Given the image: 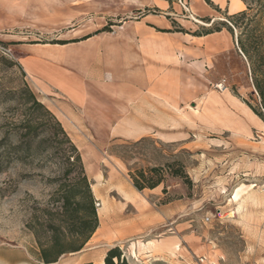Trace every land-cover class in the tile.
<instances>
[{
	"label": "rangeland",
	"instance_id": "obj_1",
	"mask_svg": "<svg viewBox=\"0 0 264 264\" xmlns=\"http://www.w3.org/2000/svg\"><path fill=\"white\" fill-rule=\"evenodd\" d=\"M209 1L0 0V264H42L26 223L49 206L61 175L40 129L32 130L29 151L12 148L17 124L28 115L25 84L48 108L18 63L20 44L96 53L123 76L139 58L142 38L155 40L156 52L170 48L175 61L167 76L170 96L154 94L163 107L155 121L166 124L141 127L151 133L138 139L99 126L75 143L101 225L94 244L61 262L101 264L110 248L102 241L106 232L133 222L136 234L115 245L129 264H264V121L236 31H214L233 14L230 0ZM155 68L157 85L168 71ZM172 160L182 163L189 182L166 176L155 190L134 188L130 171ZM107 200L119 211L112 221L100 213Z\"/></svg>",
	"mask_w": 264,
	"mask_h": 264
},
{
	"label": "crops",
	"instance_id": "obj_2",
	"mask_svg": "<svg viewBox=\"0 0 264 264\" xmlns=\"http://www.w3.org/2000/svg\"><path fill=\"white\" fill-rule=\"evenodd\" d=\"M216 4L221 6L219 2ZM229 6L232 13L245 9L242 0H230ZM1 18L0 16V29L1 25L4 26ZM219 34L227 36L225 31H220ZM137 42L141 46L135 51L139 58L134 60L130 72L123 76L119 72L108 70L103 61L98 60L96 53L78 54L58 44L22 42L17 60L40 98L59 120L74 144L84 142L88 134L93 135L96 132L94 128L99 126H113L114 137L138 139L151 133L141 127L166 124L155 121V110L163 111V107L156 105L154 94L170 93L167 92L170 91L167 76L171 75L170 67L175 61H172L173 55L168 47L156 52L153 47L155 40L142 38ZM215 46L216 51L223 50L220 45ZM201 53L200 51L199 55ZM155 65L168 71L160 77L157 85ZM107 70L110 71V77L106 76ZM112 205L110 200L102 202V219L112 221L119 215L118 209H113ZM146 219H142L139 228H146ZM99 223L85 246L95 243L101 221ZM135 228L136 224L133 222L116 225L112 232H106L102 241L106 242L107 247L119 245L136 234ZM2 260L6 261L5 258ZM85 262L93 260L84 259L80 264Z\"/></svg>",
	"mask_w": 264,
	"mask_h": 264
},
{
	"label": "trees",
	"instance_id": "obj_3",
	"mask_svg": "<svg viewBox=\"0 0 264 264\" xmlns=\"http://www.w3.org/2000/svg\"><path fill=\"white\" fill-rule=\"evenodd\" d=\"M211 4L209 0H205ZM245 9L227 16L221 26L234 35L239 50L247 60L253 91L258 97L260 110L256 113L264 121V0H242ZM205 23H210L209 18ZM214 24L212 21L211 25ZM105 27L101 29L104 31ZM213 31H206L207 35ZM26 110L28 115L17 124L12 144L16 152L31 149L32 130L40 129L49 142L53 156L59 161L61 175L55 180L57 187L49 200V206L36 209L26 228L34 237L33 255L42 264H66L61 258L83 249L96 231L99 220L95 200L86 176L82 157L76 145L65 132L55 115L28 89ZM34 111H40L45 118ZM134 188L138 191L154 189L165 181L166 176L188 181L184 166L178 160L139 168L129 172ZM166 193V188H163ZM83 264H93L85 262ZM102 264H129L118 246L107 249Z\"/></svg>",
	"mask_w": 264,
	"mask_h": 264
},
{
	"label": "bare ground",
	"instance_id": "obj_4",
	"mask_svg": "<svg viewBox=\"0 0 264 264\" xmlns=\"http://www.w3.org/2000/svg\"><path fill=\"white\" fill-rule=\"evenodd\" d=\"M191 18H192L194 21L199 22V23H202V24L207 25V26L211 25V23H212V22H210V23H205V22H203V21H201V20L195 18L193 15H191Z\"/></svg>",
	"mask_w": 264,
	"mask_h": 264
},
{
	"label": "built area",
	"instance_id": "obj_5",
	"mask_svg": "<svg viewBox=\"0 0 264 264\" xmlns=\"http://www.w3.org/2000/svg\"><path fill=\"white\" fill-rule=\"evenodd\" d=\"M99 204H100L99 202H97V201L95 202V206H96V207H98Z\"/></svg>",
	"mask_w": 264,
	"mask_h": 264
}]
</instances>
